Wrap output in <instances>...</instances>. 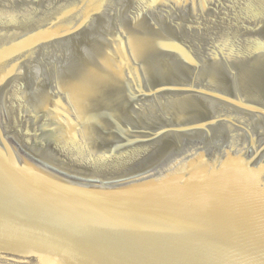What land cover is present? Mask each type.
Instances as JSON below:
<instances>
[{"label":"water","instance_id":"95a60500","mask_svg":"<svg viewBox=\"0 0 264 264\" xmlns=\"http://www.w3.org/2000/svg\"><path fill=\"white\" fill-rule=\"evenodd\" d=\"M0 264H264V0H0Z\"/></svg>","mask_w":264,"mask_h":264}]
</instances>
